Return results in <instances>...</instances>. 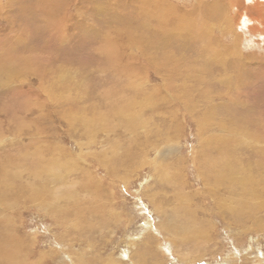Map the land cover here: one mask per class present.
<instances>
[{
	"label": "rangeland",
	"instance_id": "1",
	"mask_svg": "<svg viewBox=\"0 0 264 264\" xmlns=\"http://www.w3.org/2000/svg\"><path fill=\"white\" fill-rule=\"evenodd\" d=\"M157 1L0 0V264H264V0Z\"/></svg>",
	"mask_w": 264,
	"mask_h": 264
},
{
	"label": "bare ground",
	"instance_id": "2",
	"mask_svg": "<svg viewBox=\"0 0 264 264\" xmlns=\"http://www.w3.org/2000/svg\"><path fill=\"white\" fill-rule=\"evenodd\" d=\"M234 2H235V0H233ZM162 1H157V0H154V4H156L157 6V8H158V10H161V12L162 11H164V9H163V4L161 3ZM258 2V1H257ZM214 3V2H213ZM243 3H245V2H243L242 0H241V2H239V1H237L236 3H235V8L236 9H238V8H243V7H245L244 6V4ZM212 4V3H211ZM249 4V3H248ZM258 5L260 4V1H259V3H257ZM262 4V3H261ZM264 4V3H263ZM214 6L216 5V4H213ZM212 5V7L211 8H213L214 6ZM170 6V5H169ZM168 5H166V7L168 8L169 7ZM261 6V5H260ZM247 7H249V6H247ZM251 7V6H250ZM230 8H233V7H230ZM252 8H254V5H253V7ZM249 9V8H248ZM250 10V9H249ZM181 13V12H180ZM189 14V13H188ZM230 15V14H229ZM191 18H192V16H190ZM228 17V16H227ZM251 17V16H250ZM247 14H246V16H245V19H243V22L245 23V22H249V21H251V20H249V19H251ZM170 18V17H169ZM186 18H187V15L184 13V14H182V15H178V14H176V15H174V19L176 20V21H178V20H186ZM173 19V20H174ZM225 19V18H224ZM172 20V21H173ZM175 20L173 21V23H175ZM226 20H228L227 18H226ZM225 21V20H224ZM230 21V20H229ZM228 22V21H227ZM223 23V22H222ZM238 24V23H237ZM224 25H226V24H224ZM182 26V25H181ZM228 26H230L229 25V23H228ZM236 26H238V25H236ZM164 27V26H163ZM214 27V26H213ZM227 27V26H226ZM176 28H177V25H176ZM184 27H182V29H183ZM175 29V28H174ZM178 29H180V27L178 28ZM229 29V28H228ZM165 30V29H164ZM167 30V29H166ZM177 30V29H176ZM161 31V30H160ZM180 31V30H179ZM163 32V31H162ZM169 32V31H168ZM167 32V33H168ZM180 33V32H179ZM181 33H183V32H181ZM180 33V34H181ZM237 37V39H236V41L238 40V37H239V35L238 36H236ZM134 46V45H133ZM38 173V172H37ZM261 187V186H260ZM248 188V187H247ZM256 187H254V189H255ZM89 191V190H88ZM35 193H37V192H35ZM99 194V193H98ZM252 194H254V193H252ZM259 195V194H258ZM34 198H35V196H34ZM45 199V198H44ZM36 201V200H35ZM41 202V201H40ZM46 202V201H45ZM42 203V202H41ZM47 203V202H46ZM219 205V204H218ZM192 211V210H191ZM192 213V212H191ZM136 234H138V233H136ZM131 240H133V239H131ZM132 243V242H131ZM141 254V253H140ZM142 255H143V253H142ZM138 256V255H137ZM200 256V255H199ZM257 256V255H256ZM256 258H263V257H256ZM17 259V258H16ZM137 259V258H136ZM138 259H140V261H141V258L139 257ZM196 259V258H195ZM106 260V263L107 264H113V263H115V264H118V262H117V260H115L114 258H109V259H105ZM148 260V259H147ZM199 260H201L200 258H199ZM260 260V259H259ZM262 260V259H261ZM1 261H2V259H1ZM139 261V260H138ZM139 261V262H140ZM143 261V260H142ZM186 261V260H185ZM264 262V261H263ZM156 263V262H155ZM256 264V263H255Z\"/></svg>",
	"mask_w": 264,
	"mask_h": 264
}]
</instances>
